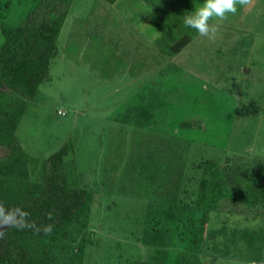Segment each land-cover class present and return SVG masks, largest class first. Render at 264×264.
I'll list each match as a JSON object with an SVG mask.
<instances>
[{
  "label": "rangeland",
  "instance_id": "1",
  "mask_svg": "<svg viewBox=\"0 0 264 264\" xmlns=\"http://www.w3.org/2000/svg\"><path fill=\"white\" fill-rule=\"evenodd\" d=\"M158 1L71 0L48 77L26 100L14 134L29 178L70 143L66 182L91 193L47 264H264L257 206L219 200L193 235L209 166L264 164V0L238 6L214 41L193 29L177 53L182 32ZM34 2L0 0L1 18L15 25ZM180 2L183 23L203 0Z\"/></svg>",
  "mask_w": 264,
  "mask_h": 264
},
{
  "label": "trees",
  "instance_id": "2",
  "mask_svg": "<svg viewBox=\"0 0 264 264\" xmlns=\"http://www.w3.org/2000/svg\"><path fill=\"white\" fill-rule=\"evenodd\" d=\"M158 2L170 17H175L171 26L178 23L176 30L182 32L169 46L170 52L177 53L193 29L176 16H180V0ZM70 3L71 0H35L15 25L5 22L0 13V202L6 207L21 206L38 225L54 223L50 235H38L30 229L6 230V235L0 239V264H47L45 248H51L69 232L90 206V191L71 187L66 182L63 158L71 151L70 143L50 153L40 163L32 180L29 157L14 134L26 109V100L33 97L38 85L48 77L50 60L56 54V39ZM163 38L157 41L162 42ZM190 64H194V59ZM190 64L188 69H193ZM190 123L178 125L190 127ZM209 168L208 176L199 180L194 198L199 212L194 237L203 233L208 214L219 200L257 206L258 215L264 217V164L243 170L231 166ZM49 211L54 213V221L46 219ZM176 262V256L166 255L160 264Z\"/></svg>",
  "mask_w": 264,
  "mask_h": 264
},
{
  "label": "clouds",
  "instance_id": "3",
  "mask_svg": "<svg viewBox=\"0 0 264 264\" xmlns=\"http://www.w3.org/2000/svg\"><path fill=\"white\" fill-rule=\"evenodd\" d=\"M250 3L251 0H203L199 6H194L193 10L184 16L183 23L186 27L194 29L200 37L214 41L221 22L227 20L229 15H235L238 6L245 7ZM29 217L30 213L21 206L6 207L0 202V239L4 238L6 230L13 228L18 231L30 229L38 235L52 233L54 223L38 225ZM46 219L54 221V213L47 212Z\"/></svg>",
  "mask_w": 264,
  "mask_h": 264
}]
</instances>
